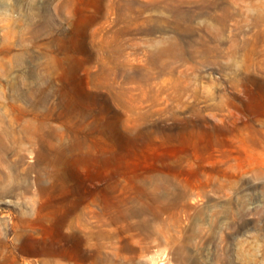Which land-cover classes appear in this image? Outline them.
I'll return each instance as SVG.
<instances>
[{"label":"rangeland","instance_id":"374dc122","mask_svg":"<svg viewBox=\"0 0 264 264\" xmlns=\"http://www.w3.org/2000/svg\"><path fill=\"white\" fill-rule=\"evenodd\" d=\"M0 264H264V0H0Z\"/></svg>","mask_w":264,"mask_h":264}]
</instances>
